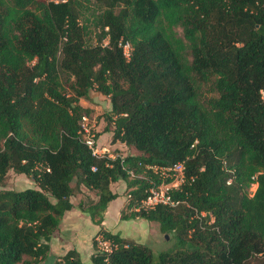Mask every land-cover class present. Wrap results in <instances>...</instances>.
Wrapping results in <instances>:
<instances>
[{"label":"trees","instance_id":"1","mask_svg":"<svg viewBox=\"0 0 264 264\" xmlns=\"http://www.w3.org/2000/svg\"><path fill=\"white\" fill-rule=\"evenodd\" d=\"M210 81L218 97L204 102ZM91 90L111 100L104 133L139 155H93L80 104ZM178 163L176 204L131 214L174 246L156 256L102 230L113 250L95 241L91 264H264V0H0V185L13 170L37 186L0 191V264H87L51 254L72 183L96 192L80 206L99 225L113 183L138 208Z\"/></svg>","mask_w":264,"mask_h":264},{"label":"rangeland","instance_id":"2","mask_svg":"<svg viewBox=\"0 0 264 264\" xmlns=\"http://www.w3.org/2000/svg\"><path fill=\"white\" fill-rule=\"evenodd\" d=\"M91 28L92 33L90 34V38L91 41L96 44L98 39L96 34L98 31L94 25H91ZM177 32L180 37H183V30L181 28H177ZM106 42L108 41H105L104 43ZM67 78L68 76L62 74L63 82L68 86ZM202 96L204 102H208L211 98L218 97V93L212 81L203 86ZM80 104L91 110L90 117L92 118V123L95 125L93 129L94 133L96 135L105 134L103 140H100V144L102 147L109 149L110 155L113 157H127L140 154V152L134 147H129L121 142L113 144L112 131L106 132L108 135L104 133L106 128H109L110 130L114 129V126L109 121L112 107L111 100L108 96H105L96 90H91L89 96L86 99H82ZM106 137L107 140H104ZM165 176L169 178L168 173ZM72 186L75 188V195L71 198L74 204L72 210L73 215L66 213L62 219L58 230L54 233L50 242L51 252L56 255H61L64 254L67 248L78 247L81 252L82 260L90 264L91 254L94 251V242L96 241V227L94 225L99 220V216L96 217V221H93L90 215L83 211L80 203L83 204V208H87L90 204L97 202L98 197L95 191L87 190L83 186H78L76 181L72 183ZM113 186V190L119 192V196L123 198L122 200L125 199V203L122 206L121 211L118 213L119 216L113 224L114 227L110 228L112 230L111 233H119L121 237L128 241L149 246L156 256L161 252L171 249L175 243L174 235H164L161 233L158 223L149 222L142 218H132L131 214L136 212V209L128 207L129 194H127L126 183H124V181H119ZM256 187L257 186L252 187L250 192H254ZM27 188H37L34 179L31 176L20 174L13 170L8 173L5 180L0 185V191H20ZM112 206L114 207L115 203ZM89 219L92 221H89ZM102 224L103 222L99 224V226H102ZM97 249H99L98 246ZM254 264H258V262H255Z\"/></svg>","mask_w":264,"mask_h":264},{"label":"built area","instance_id":"3","mask_svg":"<svg viewBox=\"0 0 264 264\" xmlns=\"http://www.w3.org/2000/svg\"><path fill=\"white\" fill-rule=\"evenodd\" d=\"M106 45L108 42L105 43ZM124 48V54L126 58L129 60L131 55V46L130 44L126 43L123 45ZM94 124L92 123V118L88 115H84L81 120V135L83 138V141L86 143V145L89 147V149L92 151L93 155L98 158H104L106 156H109L107 154L108 149L104 147H100L98 144V139L96 137V134L94 133ZM111 158H115L113 156H109ZM184 163H178L174 167L169 168L168 170H165L163 175L165 176L167 173L169 174V177L172 178V182L169 184H161L158 187L152 188L147 197L143 199L139 205L138 208H135L136 210H139L141 208L145 210L154 209L158 205H165V206H174L176 203L172 200V197L170 195V191L173 189H178L181 184L184 182ZM257 186L256 184L253 185ZM131 198V195H129V199ZM97 246L101 252L104 253H111L113 250L112 244L110 241L104 239L103 236H99L96 239Z\"/></svg>","mask_w":264,"mask_h":264},{"label":"crops","instance_id":"4","mask_svg":"<svg viewBox=\"0 0 264 264\" xmlns=\"http://www.w3.org/2000/svg\"><path fill=\"white\" fill-rule=\"evenodd\" d=\"M107 134V133H106ZM105 135V134H104ZM104 135H101V137H100V139L98 138V144H99V146L100 147H102V145L100 144V140H103V136ZM108 135V134H107ZM104 140H107V137H106V139H104ZM108 149V148H107ZM108 155L109 156H112V155H110L109 154V149H108ZM118 183V182H117ZM125 183V182H124ZM116 183H113L112 185H111V189H112V191L114 192V193H116V194H118L119 195V192H117V191H115V190H113L114 189V186L113 185H115ZM85 188V187H84ZM126 188H127V184H126ZM126 188H124V189H126ZM85 189H87V188H85ZM88 190V189H87ZM127 191H128V193L127 194H129L130 195V190L127 188ZM123 198L122 197H118L116 200H114V201H112L109 205H108V208H107V210L103 213V215H104V220H103V224H102V226H99V225H94L95 227H96V230H95V234H96V238L95 239H97L99 236H102V234H100V232L104 229L106 232H110L111 233V229L110 228H113L114 226H113V224L115 223V221L117 220V218H118V216H119V212L121 211V209H122V206L124 205V203H125V199L124 200H122ZM114 203H115V206L113 207L112 205H114ZM73 210V209H72ZM69 211V212H67V213H69V214H72L73 215V211ZM74 216H75V214H74ZM89 221H92L91 219H89ZM103 228V229H102ZM112 234H115L114 232H112ZM116 234H119V233H116ZM70 250H77L79 253H80V255H81V252H80V249L78 248V247H71V248H67V250L64 252V254H61V255H56V254H53L52 252H51V254H53V255H56V256H63V255H65L68 251H70ZM94 252V251H93ZM93 252H92V254H91V257H92V255H93ZM86 263V262H85ZM87 264H89V263H87ZM91 264V263H90Z\"/></svg>","mask_w":264,"mask_h":264}]
</instances>
